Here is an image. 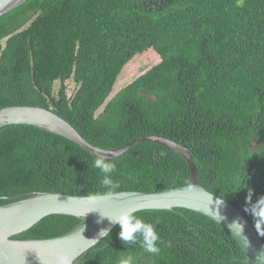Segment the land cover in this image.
Returning <instances> with one entry per match:
<instances>
[{"label":"trees","instance_id":"obj_1","mask_svg":"<svg viewBox=\"0 0 264 264\" xmlns=\"http://www.w3.org/2000/svg\"><path fill=\"white\" fill-rule=\"evenodd\" d=\"M237 2L25 0L0 16V108H49L104 148L142 135L184 142L202 186L245 209L249 192L253 203L264 196V0ZM149 51L156 63L106 103L124 67ZM71 79L76 90L68 95ZM254 137L262 139L260 160L241 149ZM95 158L36 126H4L0 196L102 193ZM109 160L116 164V192H153L191 180L186 159L156 142H138ZM135 215L155 225L159 255L139 242L125 245L116 225L79 264H116L122 252L135 264H248L231 233L200 212L177 207ZM80 220L49 215L16 237H54Z\"/></svg>","mask_w":264,"mask_h":264},{"label":"water","instance_id":"obj_2","mask_svg":"<svg viewBox=\"0 0 264 264\" xmlns=\"http://www.w3.org/2000/svg\"><path fill=\"white\" fill-rule=\"evenodd\" d=\"M24 1L0 0V16ZM12 124H28L47 130L72 140L95 157L104 155L108 159L122 155L138 142H156L186 159L192 179L188 185L153 192L117 191L116 195L101 200L96 205H89L81 199L87 195L60 192L34 191L27 195L0 196V199L13 200L0 204V264H56L57 254L69 257L72 264H79L83 256L106 237L98 238L100 230L109 229L110 233L117 225L111 224L107 218H102V215L114 216L122 210H133L135 213L147 209L171 210L177 207L195 210L216 221L231 233L244 250V262L264 264V241L261 236L243 215L242 210L202 186L194 157L186 143L164 136L142 135L119 147H100L89 142L64 117L39 105L15 104L1 107L0 128ZM97 149L103 151L98 152ZM53 214L72 215L81 220L74 228L54 237H16ZM101 219L102 222H98ZM237 219L244 225V234L240 233L238 226H228ZM97 238L99 240H92Z\"/></svg>","mask_w":264,"mask_h":264},{"label":"clouds","instance_id":"obj_3","mask_svg":"<svg viewBox=\"0 0 264 264\" xmlns=\"http://www.w3.org/2000/svg\"><path fill=\"white\" fill-rule=\"evenodd\" d=\"M242 4H243V0H238L237 6H242ZM112 93L110 94V96L112 95ZM114 95H112V97ZM109 97L107 98L106 103L112 98ZM247 140L248 138H246V142ZM260 140L262 139L258 137H254V140L251 143L248 142L241 143L242 152L247 154L251 159L260 160V156L262 153L259 143ZM97 151L102 152L103 150L97 149ZM91 166L99 170V173L101 174V179L99 183L100 186L103 189H105V191L102 193H91L85 197H82L81 199L85 200L89 205H96L99 201L109 199L114 195H116L115 190L119 188L120 185L119 182L114 180L112 177V174L116 171V164L111 160H109L104 155H97L96 158L93 160ZM196 169H197V165H196ZM190 174H191V170H190ZM251 195H252L251 192H249V195L246 197L245 209H242V212L245 210L246 213L251 214L255 222L253 226L256 232L262 238L264 237V196L259 197L253 203L251 201ZM229 202L237 207V205L234 204L233 202L231 201ZM242 204L243 203L241 202L240 206H242ZM243 215L245 216L244 213ZM102 218H107L111 224L119 225L120 227L119 238L125 245L136 244L137 242H139L140 246L143 248L145 252L152 255H159L161 248L159 247V235L157 233L155 225H153L152 223L145 222L141 217L135 215L133 210H122L114 216L102 215ZM98 222H102V219L101 221ZM233 225L238 226L240 229V233L244 234V225L238 219L228 224L230 228ZM109 231H110L109 229H101L100 232L98 233V238L100 237L104 238L105 236H109ZM98 238L92 240H99ZM55 261L56 264H72L71 259L63 254H57L55 257ZM116 264H135V260L132 255H128L122 252Z\"/></svg>","mask_w":264,"mask_h":264},{"label":"rangeland","instance_id":"obj_4","mask_svg":"<svg viewBox=\"0 0 264 264\" xmlns=\"http://www.w3.org/2000/svg\"><path fill=\"white\" fill-rule=\"evenodd\" d=\"M5 42V41H4ZM157 61V57L153 54V52H146L143 55L137 56L134 59H132L123 69V71L118 76L117 82L114 85L113 93L112 95L116 94L122 86L125 85L127 81H129L133 77H137L141 74H143L146 70H148L150 67H152ZM71 87L68 90V95H73L75 93V83L70 80ZM60 82H56V90L59 88ZM112 95L110 97H112ZM109 97V98H110ZM105 107V104L100 108L98 113H100Z\"/></svg>","mask_w":264,"mask_h":264},{"label":"bare ground","instance_id":"obj_5","mask_svg":"<svg viewBox=\"0 0 264 264\" xmlns=\"http://www.w3.org/2000/svg\"><path fill=\"white\" fill-rule=\"evenodd\" d=\"M237 209H238V210H242V208H238V207H237ZM251 224H252V223H251ZM252 225H253V224H252Z\"/></svg>","mask_w":264,"mask_h":264}]
</instances>
